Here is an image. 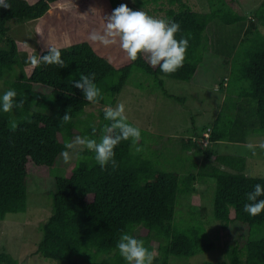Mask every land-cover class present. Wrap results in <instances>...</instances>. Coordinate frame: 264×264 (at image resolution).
Returning <instances> with one entry per match:
<instances>
[{
  "label": "trees",
  "instance_id": "1",
  "mask_svg": "<svg viewBox=\"0 0 264 264\" xmlns=\"http://www.w3.org/2000/svg\"><path fill=\"white\" fill-rule=\"evenodd\" d=\"M55 1L58 0H7L11 8L0 7V79L15 66L30 65L28 57L19 55L7 22L39 18ZM168 1L177 7L167 10L165 20L180 24L177 39L184 36L189 40L183 66L175 73L164 74L159 66H151L143 54L136 61L115 67L88 42L82 41L59 48L63 68L42 63L32 68L28 77L20 73L7 82V88L0 95L13 89L17 92L16 101L23 100L24 104L23 108L14 107L8 113L0 110V220L7 213L26 210L28 160L36 165L52 166L65 150V141L84 135L99 140L104 125L109 123L104 119V109H100L101 124L95 127V136L92 126L81 130L80 116L91 103L70 81L79 80L81 74H95L94 82L102 94L97 104L113 107L131 72L140 70L153 78L163 96L182 101L166 91L162 77L187 81L194 76L202 58L210 51L207 33L216 19L230 26L247 21L241 36L235 39L238 42L232 44L228 81L224 84L225 77H221L218 84L228 93L227 102L232 103V111L238 110V106L235 99L231 101V95L239 101L242 98L254 101L255 117L247 128L251 132H264V0L260 2V10L250 18L233 9L227 0H211L212 9L205 12L192 9L186 0ZM48 50H42L37 56L47 54ZM232 83L237 84V89L232 90ZM34 85L44 89L36 90ZM225 109H221L209 128L207 143L211 144H197L191 139L201 137L205 127L196 130L192 126L193 135L178 141L179 151L172 154L193 160L191 170L183 175L162 169L144 148L134 150L131 140L121 141L114 149L118 165L115 168L111 164L101 168L95 153L84 150L81 156L86 158L77 159L69 176L55 178L51 214L42 227V237L33 254L66 264H127L117 248L120 235L127 232L143 240L148 249L146 238L157 242L154 264H168L171 256L189 258L199 250L201 241L193 239L191 233L180 229L175 222L177 198L181 194L190 196L197 181L211 179L214 182L212 218L220 222L221 228L238 222L248 232L241 243L225 250L223 260L204 264H264V212L253 217L243 209L249 203L246 194L257 184L264 186V176L246 174L244 156L221 154L210 148L227 138L220 126ZM68 111L72 119L62 124L61 118ZM235 119H239L237 114ZM236 120H232L233 125ZM13 121L17 124L15 131L10 128ZM128 123L137 126L129 120ZM143 141L139 143L143 145ZM239 141H244V137ZM185 149L192 150V155H184ZM193 153L203 155V165L199 168ZM210 158L214 162L208 164ZM130 226L143 228L146 236L135 234ZM0 264L20 262L0 250Z\"/></svg>",
  "mask_w": 264,
  "mask_h": 264
},
{
  "label": "rangeland",
  "instance_id": "2",
  "mask_svg": "<svg viewBox=\"0 0 264 264\" xmlns=\"http://www.w3.org/2000/svg\"><path fill=\"white\" fill-rule=\"evenodd\" d=\"M186 1L197 11L205 12L212 9L211 0ZM227 1L233 9L243 12L247 18H250L260 10L262 0ZM121 4H127L132 10H143L148 15L161 19H165L169 8L177 7L168 0H58L51 3L47 13L39 18L24 22L9 20L7 22L9 34L15 39L22 58L38 55L50 46L61 48L86 41L96 53L108 59L115 67H119L131 61L119 45L105 47L89 41L88 35L93 30L102 31L106 17ZM246 25V20L230 26L216 19L210 24L207 33L211 41L210 51L202 58L194 76L187 81L162 77L166 91L181 98L182 101L163 96L161 90L155 86L153 78L144 72L140 70L131 72L116 96L113 107L123 102L128 120L142 131L143 145L138 142L134 150L137 147L144 148L146 154L153 156L156 164L162 169L186 174L191 170L190 162L193 160L187 157L176 158L177 153L172 154L173 151H179L178 141L180 138L186 140L193 135L192 126L196 130L202 127L211 129L215 117L225 107L220 126L224 129L227 138L212 144L210 148L221 154L244 156L245 173L264 176V150L258 147L259 143L264 142V132H251L250 128H247L248 122L253 121L255 117V103L247 98L239 101L235 95H231V101L236 100L238 110H230L232 103L228 105V93L224 88L220 89L218 84L221 77H225L224 84L228 81L229 62L233 54L232 44L238 42L239 39H235L241 36ZM143 55L148 61L147 54ZM31 69L30 65L22 68L15 66L10 73L0 79V92H3L7 88V82L18 74L21 73L24 78L28 77ZM237 87V84L232 83V90ZM34 89L44 88L34 85ZM105 107L108 106L97 103L85 106L80 116L81 130L99 126L101 124L98 117L99 110ZM236 114L239 116L237 120ZM233 119L236 120L234 125ZM241 137H244V141H239ZM249 143L257 145L256 155L247 148ZM209 144L211 143H207ZM192 152L183 150L184 155L187 156L192 155ZM193 155L199 168L203 165V155L202 153H193ZM77 159L78 157L74 156L69 163H65L60 155L52 166L36 165L29 160L26 162V210L7 213L0 220V250L10 253L20 264H66L62 260H46L33 254V251L41 240L42 227L51 214L55 178L69 176ZM211 159L208 164L214 162ZM194 187L195 190L190 196L185 194L178 196L175 222L180 229L191 233L193 239H199L201 246L189 258L169 257L168 264H204L206 261L223 260L225 250L230 245L241 243L248 232L247 227L238 222L221 228L220 222L212 218L213 180L197 181ZM130 228L134 229L135 234L146 236L143 228L136 226ZM146 241L150 247L149 251L157 256V242L151 237L146 238Z\"/></svg>",
  "mask_w": 264,
  "mask_h": 264
},
{
  "label": "clouds",
  "instance_id": "3",
  "mask_svg": "<svg viewBox=\"0 0 264 264\" xmlns=\"http://www.w3.org/2000/svg\"><path fill=\"white\" fill-rule=\"evenodd\" d=\"M0 7L11 8V5L7 3V0H0ZM180 31V24L175 21L156 18L143 10H132L127 4H121L106 17L102 31H91L88 40L105 47L118 44L131 61H136L140 54H147L151 66H159L164 74H172L183 66L189 46L188 38L184 36L180 39L176 38V34ZM27 62L33 69L42 63L60 68L65 66L61 58V50L55 46H50L45 55H29ZM94 80L95 74H81L79 80H72L70 83L82 90L84 99L96 104L102 99V94ZM16 97L17 92L13 89L0 95V110L8 113L14 107L23 108L24 101L17 102ZM71 119L68 111L61 118V123H68ZM104 119L109 123L104 125L99 140L89 136H76L73 140L65 141V150L61 152L65 163H69L74 156L86 158L81 156V153L88 150L95 153V160L101 168L109 164L115 168L118 166L114 158L116 146L121 141L131 140L135 147L141 140L140 128L128 123L123 102L115 107H105ZM10 128L15 131L17 124L13 121ZM96 131L95 126H92L93 137ZM256 147L257 145L251 143L247 145L253 155H256ZM258 147L264 150V142L259 143ZM140 150L136 148V151ZM246 195L249 203H245L243 209L248 215L255 217L264 212V199H258L264 197V186L257 184L254 190ZM117 248L127 264H153L155 254L149 251L143 240L127 232L120 235Z\"/></svg>",
  "mask_w": 264,
  "mask_h": 264
},
{
  "label": "built area",
  "instance_id": "4",
  "mask_svg": "<svg viewBox=\"0 0 264 264\" xmlns=\"http://www.w3.org/2000/svg\"><path fill=\"white\" fill-rule=\"evenodd\" d=\"M208 136H209V128H207L205 131L202 132L201 137H195L192 136L191 139L195 141L197 144H206L208 142Z\"/></svg>",
  "mask_w": 264,
  "mask_h": 264
},
{
  "label": "crops",
  "instance_id": "5",
  "mask_svg": "<svg viewBox=\"0 0 264 264\" xmlns=\"http://www.w3.org/2000/svg\"><path fill=\"white\" fill-rule=\"evenodd\" d=\"M219 142H222V141H219ZM219 142H216V143H219ZM213 144H215V143H213ZM186 150V149H185ZM186 151H188V150H186ZM192 151V150H191ZM187 156V155H186Z\"/></svg>",
  "mask_w": 264,
  "mask_h": 264
}]
</instances>
